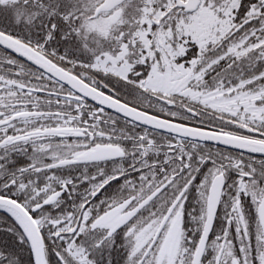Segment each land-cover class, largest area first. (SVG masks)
I'll use <instances>...</instances> for the list:
<instances>
[{"label": "snow or ice", "instance_id": "snow-or-ice-1", "mask_svg": "<svg viewBox=\"0 0 264 264\" xmlns=\"http://www.w3.org/2000/svg\"><path fill=\"white\" fill-rule=\"evenodd\" d=\"M0 264H264V0H0Z\"/></svg>", "mask_w": 264, "mask_h": 264}]
</instances>
